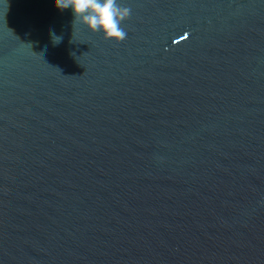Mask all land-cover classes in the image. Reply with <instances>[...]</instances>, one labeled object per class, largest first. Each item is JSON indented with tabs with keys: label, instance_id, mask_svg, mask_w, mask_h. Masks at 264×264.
Here are the masks:
<instances>
[{
	"label": "water",
	"instance_id": "95a60500",
	"mask_svg": "<svg viewBox=\"0 0 264 264\" xmlns=\"http://www.w3.org/2000/svg\"><path fill=\"white\" fill-rule=\"evenodd\" d=\"M117 2L0 0V264H264V0Z\"/></svg>",
	"mask_w": 264,
	"mask_h": 264
},
{
	"label": "clouds",
	"instance_id": "9594fccd",
	"mask_svg": "<svg viewBox=\"0 0 264 264\" xmlns=\"http://www.w3.org/2000/svg\"><path fill=\"white\" fill-rule=\"evenodd\" d=\"M55 7L64 11L71 9L72 26L82 24L92 33L100 32L106 40L121 42L127 32L122 27L130 16V9L122 7L117 0H52ZM53 45L62 42L63 37L50 30Z\"/></svg>",
	"mask_w": 264,
	"mask_h": 264
}]
</instances>
